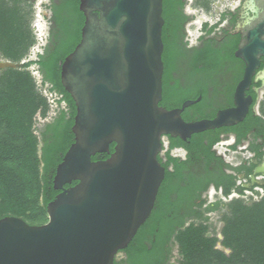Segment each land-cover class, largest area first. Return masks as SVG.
I'll use <instances>...</instances> for the list:
<instances>
[{
	"label": "water",
	"instance_id": "95a60500",
	"mask_svg": "<svg viewBox=\"0 0 264 264\" xmlns=\"http://www.w3.org/2000/svg\"><path fill=\"white\" fill-rule=\"evenodd\" d=\"M162 1L79 0L81 37L60 68L61 84L76 108L74 141L56 166L52 183L58 193L46 205L47 221L31 225L17 216L0 218V264H113L154 206L165 173L158 161L163 138L186 140L234 125L254 110V99L245 94L258 66L252 28L234 51L245 67L232 107L210 119L185 121L181 112L200 96L171 109L159 105ZM252 3L243 6L256 15L236 30L257 18ZM21 63L0 60V69ZM96 153L108 157L93 160Z\"/></svg>",
	"mask_w": 264,
	"mask_h": 264
},
{
	"label": "trees",
	"instance_id": "16d2710c",
	"mask_svg": "<svg viewBox=\"0 0 264 264\" xmlns=\"http://www.w3.org/2000/svg\"><path fill=\"white\" fill-rule=\"evenodd\" d=\"M183 5L181 0L162 1L163 73L159 105L171 109L186 99L200 96L192 107L198 118L208 117L221 106L215 76L221 73L225 63L235 70L239 62L234 48L205 42L189 62L185 86H179L176 81L171 83L172 71L183 54L177 43L178 33L183 23L191 19L184 15ZM46 7L51 10L58 30L47 38L35 59H27L35 43L30 28L32 3L0 0V55L11 62H22L18 68L0 69V218L27 217L36 221V225L47 221L46 205L58 193L52 183L56 166L74 141L72 126L76 108L61 84L60 68L65 56L79 42L84 22L79 0H49ZM203 28L210 32L214 26L205 23ZM32 65L40 73L41 85H47L50 93L59 96L58 103H64L41 127L35 126V117L45 118L50 105L29 70ZM209 87L214 89L212 95L208 93ZM220 129L194 133L184 141L170 137V145H183L187 157L180 160L169 151L164 158L158 155L165 173L154 206L131 241L118 252L122 257L115 258L113 264H169L174 246L182 264H264V194L249 203L243 198H232L224 204L221 239L208 234L205 216L206 212L219 209V205L202 208L204 200L197 203L200 191L210 183L225 197L236 188V175L222 169L227 164L213 149L221 139ZM113 147L111 143L110 152ZM107 157L108 154L96 153L92 159ZM75 183L72 181L65 187ZM243 190L239 189L238 194L242 195ZM188 218L193 220L186 224ZM217 243L228 249V254Z\"/></svg>",
	"mask_w": 264,
	"mask_h": 264
},
{
	"label": "flooded vegetation",
	"instance_id": "af4514ba",
	"mask_svg": "<svg viewBox=\"0 0 264 264\" xmlns=\"http://www.w3.org/2000/svg\"><path fill=\"white\" fill-rule=\"evenodd\" d=\"M181 1L184 2L182 8L184 15H188L192 18V14H187L185 10L187 0ZM225 1L229 2L223 6ZM246 1L247 0H202L200 2L201 5L199 11H205L207 14H214L216 16V20L212 24L202 21L199 32L194 38L188 37L187 35L186 26L190 22V19L183 23L181 33L179 32L177 37L178 46L183 54L177 62L178 65L172 71L173 81L171 80V83L176 81L179 86H185V74L188 70L189 62L195 55L196 50L204 47L205 42L213 43L215 47L227 49L234 48L233 51H235L240 43L245 40L244 34L248 28H252L255 33H257L258 37L253 42V48L258 54V66L255 69L254 78L249 88L245 91L246 95H251L254 99V110L250 108L249 112L242 121L234 125L220 127V141L226 142L224 145L228 154H235L234 160H225L224 156L221 153H218L216 148H213L216 154L221 157L222 161L227 164L226 166H223L222 169L225 172L236 175V188L233 189L230 194L233 192L238 193V190L241 188L244 190H251L253 187L262 188L264 185V109L261 110V107H259L258 111H256L260 91L264 88V55L261 54V52H264V0H253V6L258 10L257 18L245 27L236 30L235 28L238 24L246 17H253L256 15V13L247 10L243 6ZM211 9L213 10L212 12H210ZM42 16L47 22L48 38L51 34H55L57 32L58 27L52 20V13L48 7H45V10L42 12ZM205 23H207L208 26H214L212 31L207 32L204 30L203 26ZM47 38L44 45L48 42ZM235 58L239 62L238 69L234 70L230 63H225L221 73L217 75V77L215 76V80L219 83L217 97L221 102V106L217 107L213 114L210 112L211 116L198 118L199 114H197L196 110L192 107V104L184 108L181 112V117L185 121H195L203 118L210 119L215 115L217 110L233 106L235 88L237 83L242 78L245 67L244 62L240 58ZM240 70H242L240 77H237ZM208 93L210 95L214 93L213 87H209ZM249 114H251V116H249ZM165 138L167 140V147L165 152L160 154L162 158L165 157L166 151H169V154L178 157L180 160L187 157V149L183 145L174 144L171 146L170 136H165ZM197 166L199 167V164ZM211 187H214L212 183H210L206 189L200 191V197L197 199V203L204 200L203 205L205 204ZM252 191L254 193L257 192L256 190ZM222 196L224 195L222 194ZM192 220L193 218H188L186 224Z\"/></svg>",
	"mask_w": 264,
	"mask_h": 264
},
{
	"label": "rangeland",
	"instance_id": "374dc122",
	"mask_svg": "<svg viewBox=\"0 0 264 264\" xmlns=\"http://www.w3.org/2000/svg\"><path fill=\"white\" fill-rule=\"evenodd\" d=\"M32 3V9H33V16L30 23V28L32 30V33L35 37V43L30 48L27 59H35L37 57L38 52H42V48L46 42L47 38V22L42 16V12L45 10L46 4L48 3V0H28ZM202 0H187L185 5L186 13L191 15L192 18L190 19V22L186 26L187 35L188 37H195L198 34V30L200 28V25L202 21L207 22L208 24H212L216 20V16L214 14H207V12L202 11L200 12V2ZM212 1V0H211ZM229 1H225L223 3V6L226 5ZM213 10L211 9L210 12ZM209 13V12H208ZM0 60H5L0 55ZM29 70L31 71L32 75L34 76L38 88L41 90L42 94L45 95L48 99L50 109L46 115L45 118L40 117L39 115H36L35 117V126L41 127L46 121H49L52 116L55 115L56 111L60 107H64V103L60 102L58 103L59 96L50 93L47 89V85H41L40 82V73L37 70L36 65H32L29 67ZM261 107V110L264 109V88L260 91V97L259 102L256 106V111H258V108ZM36 134L38 132L36 131ZM164 146L163 150L160 152V154H163L165 152V149L167 147V140L164 137L163 138ZM225 141L218 142L213 148H216L218 153H221L225 160H234L235 154H228L226 152L225 148ZM175 154V153H173ZM252 190H256L258 192V195L255 194ZM264 194V187H253L250 189H245L242 191V195H239L236 192H233L227 197L222 196L220 189H215L214 187H211L208 192L207 201L204 205H202V208H205V206L209 204H215L217 203L219 205V209L206 212L205 216L207 219V224L209 226L208 234L209 235H215L219 239H221V228L223 226L222 222V215L225 212L226 208L224 206L225 203H227L232 198H243L246 202H251L252 200H258L262 195ZM23 220L31 225H36V221L30 220L27 217H23ZM217 247L219 249H222L225 253L228 254L229 250L226 248H223L220 244L217 243ZM122 254L118 253L116 258H121ZM182 257L178 252L177 246H174L171 251V257L169 259V264H182Z\"/></svg>",
	"mask_w": 264,
	"mask_h": 264
},
{
	"label": "clouds",
	"instance_id": "9594fccd",
	"mask_svg": "<svg viewBox=\"0 0 264 264\" xmlns=\"http://www.w3.org/2000/svg\"><path fill=\"white\" fill-rule=\"evenodd\" d=\"M200 29V28H199ZM199 31V30H198Z\"/></svg>",
	"mask_w": 264,
	"mask_h": 264
}]
</instances>
